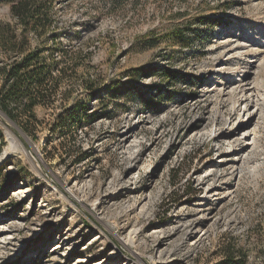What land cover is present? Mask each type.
I'll list each match as a JSON object with an SVG mask.
<instances>
[{
  "label": "rangeland",
  "instance_id": "1",
  "mask_svg": "<svg viewBox=\"0 0 264 264\" xmlns=\"http://www.w3.org/2000/svg\"><path fill=\"white\" fill-rule=\"evenodd\" d=\"M56 9L49 31L76 73L37 108L35 137L0 111L1 152L7 132L25 151L0 153V264H264V0ZM197 16L218 22L196 36ZM5 22L20 33L0 0ZM84 100L89 119L55 138V114Z\"/></svg>",
  "mask_w": 264,
  "mask_h": 264
},
{
  "label": "trees",
  "instance_id": "2",
  "mask_svg": "<svg viewBox=\"0 0 264 264\" xmlns=\"http://www.w3.org/2000/svg\"><path fill=\"white\" fill-rule=\"evenodd\" d=\"M10 4V13L21 28L17 34L11 23L0 25V49L4 51L6 60L0 63V111L12 121L23 133L35 137L41 120L37 115V108L53 106L60 88L70 82L76 73L75 58L70 52L61 47L57 41V33L49 31L54 27L56 5L62 0H1ZM218 16H197L194 18L190 30L199 36V26L212 24L215 26ZM50 33H49V32ZM28 32L35 35L33 48L29 47ZM197 32V33H196ZM174 38L183 40V32L172 31ZM50 41V43H47ZM155 75L167 80H173L175 72L169 68L154 69ZM136 78L142 74L140 68L132 71ZM154 74V73H153ZM81 85L87 92L95 91L90 79H82ZM131 93L129 89L124 94ZM135 92H133L134 94ZM90 95L88 96V99ZM85 100L73 106L63 108L55 114L50 123V131L55 138H67L74 134L84 120L90 115L85 112ZM63 146V142L59 143ZM2 135L0 133V152ZM244 259L235 254H227L223 263H244Z\"/></svg>",
  "mask_w": 264,
  "mask_h": 264
},
{
  "label": "bare ground",
  "instance_id": "3",
  "mask_svg": "<svg viewBox=\"0 0 264 264\" xmlns=\"http://www.w3.org/2000/svg\"><path fill=\"white\" fill-rule=\"evenodd\" d=\"M24 152L22 142H20L12 133L7 132L5 145L2 147L1 157L4 159L7 155H23Z\"/></svg>",
  "mask_w": 264,
  "mask_h": 264
},
{
  "label": "water",
  "instance_id": "4",
  "mask_svg": "<svg viewBox=\"0 0 264 264\" xmlns=\"http://www.w3.org/2000/svg\"><path fill=\"white\" fill-rule=\"evenodd\" d=\"M1 153V152H0Z\"/></svg>",
  "mask_w": 264,
  "mask_h": 264
}]
</instances>
